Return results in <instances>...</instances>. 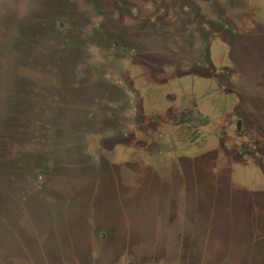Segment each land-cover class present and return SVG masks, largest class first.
I'll list each match as a JSON object with an SVG mask.
<instances>
[{"label": "flooded vegetation", "instance_id": "flooded-vegetation-1", "mask_svg": "<svg viewBox=\"0 0 264 264\" xmlns=\"http://www.w3.org/2000/svg\"><path fill=\"white\" fill-rule=\"evenodd\" d=\"M127 1L103 19L106 58L83 53L92 48L83 45L85 33L81 61L73 60L78 76H68L60 58L54 74L26 81L45 86V95L31 96L17 78L18 96L48 108L20 107V115H53L54 108L57 119L36 128L39 142L46 135L51 145L48 166L0 174V264H264V187L231 186L221 176L264 178L254 149L264 133V61L256 54L264 50V24L231 32L222 14L230 0ZM214 44L230 49L215 55ZM82 58L99 73L84 75L90 65ZM105 62L114 74L105 75ZM124 79L130 88L117 87ZM59 131L79 137L61 142V155L52 149ZM71 162L78 171H64ZM162 219L168 242L179 227L178 251L134 247Z\"/></svg>", "mask_w": 264, "mask_h": 264}, {"label": "rangeland", "instance_id": "rangeland-1", "mask_svg": "<svg viewBox=\"0 0 264 264\" xmlns=\"http://www.w3.org/2000/svg\"><path fill=\"white\" fill-rule=\"evenodd\" d=\"M151 1L159 4V0ZM240 1L245 6L244 11L236 9L239 4L238 0H230L228 4L230 9L222 12L223 22L226 23L231 32H242L244 28H252L259 19L264 24V0ZM116 2L123 3L121 5L123 10L127 7L126 4L130 3L127 0H0V174L19 173L18 176H23L20 175L22 172L38 171L39 168L48 166L47 159L51 145L48 144L49 139L46 135H42L43 139L39 142L40 132L36 128L43 123L42 127L45 125L48 127L49 124L54 123L57 119L56 112L53 108V115H20L22 114L21 111L23 112V109H19L20 107L28 108L29 113L34 112L37 106L44 110V114L48 110L47 105L30 97L36 91L38 93L43 92L45 95V86L40 90L35 86L33 88L26 81H35L37 77L45 76L49 70L54 74L53 71L57 69L54 62L60 60V58H62L64 67H68V76H78L73 60L79 59L81 61V47L82 51H85V47L81 46V39L84 41L81 35L85 33L88 37L85 38L86 42L84 41L83 45L84 43L88 45L89 42L92 48L89 52L83 53L87 57L90 55L91 59H99V57L101 59L103 55L106 58L108 55L105 49L106 41L101 38L102 22L104 18L108 19L115 12ZM141 4L142 2L139 3V5ZM155 6L150 4L147 10L154 9ZM218 10V7H216L214 11ZM137 11L142 12L140 7L137 8ZM78 24L84 26L79 28ZM252 36L254 35L245 36V41H248V37ZM213 49L215 55H217V51L221 55L225 50L228 49L229 51L230 45L225 47V45L214 44ZM231 49V54H233L234 46ZM250 50L252 48H249V52ZM262 52L257 49L256 54L260 57V60L264 61V50ZM64 55L67 56L64 57ZM232 58L230 57V62ZM82 60L85 61L84 58ZM86 63L89 64L88 61ZM47 64L48 66H46ZM103 65L107 66L104 70L105 75L115 73L113 64L105 62ZM118 65L119 72L125 69V63ZM262 65L264 66V62ZM52 66L53 68H51ZM85 68L87 72L84 75L90 76L97 75L100 70L92 65ZM61 72L66 75V70L63 67ZM120 75L123 74L120 73ZM18 76H23L20 85L31 91L28 93L30 95H26L30 97L29 99L18 96V91L15 89L17 88ZM121 81H119L120 84H117L118 88H130L127 79ZM70 89L76 91L75 87H70ZM137 103L135 101V105ZM233 116L230 115L229 120L230 135L237 132L236 118L234 120ZM39 117L42 118L39 119ZM250 126L247 121L243 122V129L245 128L247 132L251 130ZM14 130L16 131L14 132ZM62 133L61 131L55 133L56 140H59V143L52 148L58 155H61L59 154L61 142L64 141L70 144L73 140L79 138L76 135L78 132L75 131L65 139ZM250 134H252L251 136L256 135L253 132ZM260 134L257 137V140L261 142L260 147L254 148L256 152L255 163L259 164L262 171H264V133ZM102 137L100 135L96 136L98 142L102 141ZM234 144L237 145V142L235 141ZM77 145L78 143L73 145L74 149H79ZM99 150L102 156L103 151L102 149ZM105 150L106 148H104ZM77 165L72 162L67 163L64 171H69L68 169L78 171ZM61 168L60 166V171H62ZM225 173L226 170H223L221 174L222 181L230 183L231 186L252 187L256 183L264 187V178L254 181L246 175L239 176L235 174H231L229 178ZM54 262L55 264H64L68 262V259L61 258V260H55ZM84 262L86 261L81 258V264ZM88 262L93 263L94 261ZM108 264L127 263L116 258L109 260Z\"/></svg>", "mask_w": 264, "mask_h": 264}, {"label": "water", "instance_id": "water-1", "mask_svg": "<svg viewBox=\"0 0 264 264\" xmlns=\"http://www.w3.org/2000/svg\"><path fill=\"white\" fill-rule=\"evenodd\" d=\"M167 221L165 219H162L161 222H159L158 224H154V225H150L149 226V236L150 239L146 242L143 243V245L141 244H134V247L137 246V248L141 247V249L144 251H147L148 253L153 252L154 250H160L166 247H169V250L173 253H176L178 250L177 248V244L179 242L178 238L179 237V227H175L176 229L175 232H171L170 235L172 237L171 242L166 241L165 239V235H167V230H168V226H167ZM175 223H172V225L170 227H172ZM173 239H175V242L173 241Z\"/></svg>", "mask_w": 264, "mask_h": 264}]
</instances>
